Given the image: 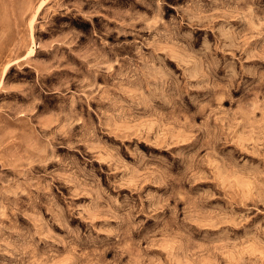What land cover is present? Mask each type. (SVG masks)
Here are the masks:
<instances>
[{
  "label": "rangeland",
  "instance_id": "1",
  "mask_svg": "<svg viewBox=\"0 0 264 264\" xmlns=\"http://www.w3.org/2000/svg\"><path fill=\"white\" fill-rule=\"evenodd\" d=\"M0 264H264V0H0Z\"/></svg>",
  "mask_w": 264,
  "mask_h": 264
}]
</instances>
